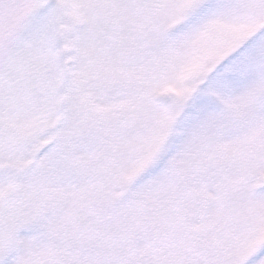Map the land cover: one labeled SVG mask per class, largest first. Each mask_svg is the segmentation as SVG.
<instances>
[{
    "label": "snow or ice",
    "instance_id": "snow-or-ice-1",
    "mask_svg": "<svg viewBox=\"0 0 264 264\" xmlns=\"http://www.w3.org/2000/svg\"><path fill=\"white\" fill-rule=\"evenodd\" d=\"M0 264H264V0H0Z\"/></svg>",
    "mask_w": 264,
    "mask_h": 264
}]
</instances>
